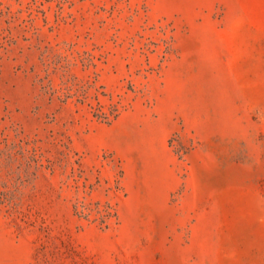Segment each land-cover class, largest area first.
I'll return each mask as SVG.
<instances>
[{
	"label": "rangeland",
	"instance_id": "1",
	"mask_svg": "<svg viewBox=\"0 0 264 264\" xmlns=\"http://www.w3.org/2000/svg\"><path fill=\"white\" fill-rule=\"evenodd\" d=\"M0 264H264V0H0Z\"/></svg>",
	"mask_w": 264,
	"mask_h": 264
}]
</instances>
